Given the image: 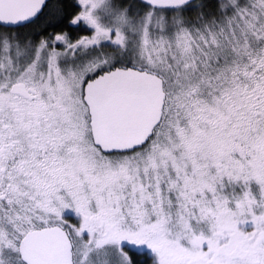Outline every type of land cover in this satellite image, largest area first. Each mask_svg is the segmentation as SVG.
Wrapping results in <instances>:
<instances>
[{
  "label": "snow or ice",
  "instance_id": "obj_1",
  "mask_svg": "<svg viewBox=\"0 0 264 264\" xmlns=\"http://www.w3.org/2000/svg\"><path fill=\"white\" fill-rule=\"evenodd\" d=\"M0 264H264V0H0Z\"/></svg>",
  "mask_w": 264,
  "mask_h": 264
}]
</instances>
